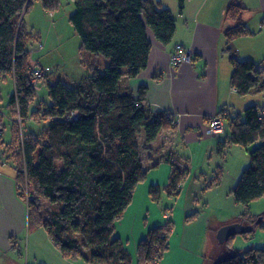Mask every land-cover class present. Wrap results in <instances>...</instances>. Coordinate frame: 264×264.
I'll use <instances>...</instances> for the list:
<instances>
[{
    "label": "trees",
    "instance_id": "1",
    "mask_svg": "<svg viewBox=\"0 0 264 264\" xmlns=\"http://www.w3.org/2000/svg\"><path fill=\"white\" fill-rule=\"evenodd\" d=\"M33 1L50 14L60 5V0H0V81L10 79L14 88L7 104L12 138L5 147L0 139V159L12 165L22 201L24 192L27 195L28 228L46 231L64 258L85 264H132L114 238L115 224L131 204L136 187L146 180L148 168L141 153L150 151L162 131H174L175 126L170 114L154 113L144 105V88L137 97L122 92V69L126 79L136 78L148 63V29L165 46L174 36L175 20L156 0H71L74 13L68 21L80 40V60L102 56L107 66L103 73L93 70L74 87L48 83L47 98L37 100L28 50L34 36L23 25ZM176 1L182 13L189 0ZM244 11L235 0L225 11V19L234 24L224 31V52L232 69L229 85L239 97L264 93L256 64L238 60L231 47L235 39L253 35L241 22ZM262 110L264 106L247 107L228 120L227 141L219 145L220 149L254 147L248 167L231 191L234 202L243 206L264 196ZM25 121L45 122L46 127L39 134L25 132ZM173 159L172 155L163 160L170 165L163 191L177 197L187 170ZM149 196L158 200L160 189L151 187ZM260 218L263 221L264 216ZM251 225L253 231L262 228V222ZM171 232L170 221L149 230L137 246V264H158L168 250ZM232 239L223 244L225 255L210 264H264V249L236 251Z\"/></svg>",
    "mask_w": 264,
    "mask_h": 264
},
{
    "label": "crops",
    "instance_id": "2",
    "mask_svg": "<svg viewBox=\"0 0 264 264\" xmlns=\"http://www.w3.org/2000/svg\"><path fill=\"white\" fill-rule=\"evenodd\" d=\"M156 1L174 18L176 26L174 36L165 46L155 39L150 40L151 49L146 68L136 78L129 80L126 79V72H123L120 88L122 92H128L134 97H137L140 88H144V105L154 113L170 114L175 130L162 131L150 144V151L141 153L142 163L146 169L148 168L146 180L136 187L130 206L125 210L122 219L115 224L114 238L122 243L132 264H135L137 246L146 237L147 231L135 232V227L131 229L130 224L135 213L139 212L135 209L137 205L149 202L147 196L150 188L167 185L170 165L163 160L173 155V161L187 170L183 156L176 151L177 140L194 142L205 137L204 128L210 119L222 110L227 109L234 115H240L247 107L264 106V93L252 92L245 97H239L229 85L232 69L228 61L230 56L224 52V31L234 24L225 19V11L234 0H189L185 3L182 13L178 11L176 0ZM235 1L245 9L241 22L253 35L235 39L231 43L232 51L238 60L254 62L258 76L264 82V0ZM177 45L190 52V63L171 65L170 54ZM227 137L228 128L225 127L224 139L213 138L216 139L215 145L208 143V151L216 149V144H222L220 141L226 142ZM229 148L231 147L228 145L221 148L224 149L221 151L222 155L224 151H230ZM8 165L10 166L8 162L0 159V262L17 264L18 243L27 231L29 232V228L26 204L17 194L15 171L12 165L10 167ZM185 186L186 183L183 187L180 186L178 199L183 196ZM212 190H218V187ZM217 192L214 191L216 196L222 197L221 193ZM184 212L186 214L185 210ZM184 212L175 208L173 220L168 214L163 216L167 221L174 222L173 236L176 235V248L177 245L185 247L186 224L179 226L177 223V217H181ZM235 215L205 221L203 227L209 239L212 240L210 236L221 227L239 223ZM125 222L126 227L123 229ZM158 227L162 226L158 223L149 230ZM43 232L47 236L46 231ZM196 258L200 260L201 257Z\"/></svg>",
    "mask_w": 264,
    "mask_h": 264
},
{
    "label": "rangeland",
    "instance_id": "3",
    "mask_svg": "<svg viewBox=\"0 0 264 264\" xmlns=\"http://www.w3.org/2000/svg\"><path fill=\"white\" fill-rule=\"evenodd\" d=\"M73 13L74 5L71 0H60L59 8L51 14L43 10L40 2L33 1L30 10L23 18L26 33L34 36V39L28 41L31 64L38 63L43 69H49L48 76L43 79V83L39 84L37 100L47 98L46 86L48 83L51 85L62 83L68 87H74L90 76L93 70L103 73L107 66V61L102 56L89 55L84 63L80 60V40L68 21ZM147 36L149 41L154 39L149 29ZM122 72L125 70L122 69ZM12 83L13 81L10 79L0 81V114H2L1 125H3V127L1 126L3 132L0 139L4 147L10 143L12 138L10 122L13 120H11V113L7 107L9 98L14 93ZM45 127V122L25 121L23 124L25 132L34 134L41 133ZM225 127H227V121L224 124V132ZM223 134L218 139L223 138ZM214 141L216 139L211 137H203L194 142L177 140L176 151L183 156V163L187 165L185 178L181 184L183 187L186 183L183 196L178 199L180 193L175 197L164 192V187L159 186L160 197L158 200L154 201L148 195L149 202H143L135 208L139 212L135 213L132 218L130 228L135 227V232L146 230V233L155 224L159 223L160 226L166 224L167 219L163 218L164 214H168L169 218L172 216L173 220L175 208L178 211H186V214L184 212L181 217H177L179 226L183 223L186 224L184 227L185 247L181 246V248L180 245H177L176 248V235L173 236L175 225L171 221L172 232L169 237L168 250L158 264H202L205 260L203 264H210L214 258L225 255L227 250L218 241V230L210 236L212 240L209 239L203 227L205 221H213L215 218L226 215L229 218L236 214L238 222L248 226L254 224L260 216H264V196L253 201L249 206H243L236 204L231 195L242 172L249 165V153L254 147L230 146V151L226 150L222 155L224 149H220L219 144H216V149L208 151V143L211 142L215 145ZM220 142L223 143V141ZM0 157L3 158V155L0 154ZM232 179L235 183L232 182ZM210 184L213 186L207 188ZM231 184L234 185L230 187ZM217 187L218 190H212ZM214 191L221 193L222 197H217ZM26 196L24 192L25 204ZM125 227L126 222L123 229ZM28 230L29 232L27 231L18 243L17 264H85L80 259L64 258L49 241L43 229L30 228ZM230 245L234 250L241 252L249 249H264V219L262 228L257 227L249 234L233 237ZM133 254L135 255V252ZM196 256H200V260ZM134 263L137 264L136 258H134ZM0 264L11 263L2 261Z\"/></svg>",
    "mask_w": 264,
    "mask_h": 264
},
{
    "label": "built area",
    "instance_id": "4",
    "mask_svg": "<svg viewBox=\"0 0 264 264\" xmlns=\"http://www.w3.org/2000/svg\"><path fill=\"white\" fill-rule=\"evenodd\" d=\"M191 62V54L189 51L184 49L182 46L177 45L174 47L172 53L170 54V63L172 66H177L179 64H187ZM38 65V66H37ZM49 69H43L39 64L33 65V71L30 75L31 84L34 86L36 92L39 89V84L43 83V79L48 76ZM264 113V110H262ZM235 115L229 112L227 109L223 110L221 113L212 117L203 130V135L205 137L218 138L224 132V124L226 121L230 120ZM20 123V120H17ZM3 128L0 126V137L2 136ZM28 198L26 196L27 201Z\"/></svg>",
    "mask_w": 264,
    "mask_h": 264
},
{
    "label": "water",
    "instance_id": "5",
    "mask_svg": "<svg viewBox=\"0 0 264 264\" xmlns=\"http://www.w3.org/2000/svg\"><path fill=\"white\" fill-rule=\"evenodd\" d=\"M262 222V218H258L255 225H259ZM253 231L252 225L244 226L241 223H233L225 225L218 229L217 238L220 244H224L228 239L236 237L237 235H246Z\"/></svg>",
    "mask_w": 264,
    "mask_h": 264
}]
</instances>
